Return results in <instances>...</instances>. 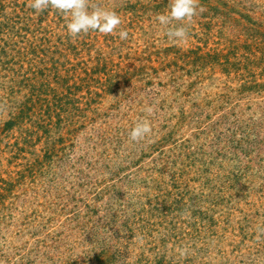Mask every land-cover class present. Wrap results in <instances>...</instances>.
Listing matches in <instances>:
<instances>
[{
    "label": "rangeland",
    "instance_id": "1",
    "mask_svg": "<svg viewBox=\"0 0 264 264\" xmlns=\"http://www.w3.org/2000/svg\"><path fill=\"white\" fill-rule=\"evenodd\" d=\"M91 3L117 12L122 23L116 32L74 39L63 13H37L28 0H0V19L27 28L23 42L10 45L16 67L27 69L34 60L40 65L43 58L59 62L62 72H76L72 84L92 76L95 91L82 87L77 95L88 105L71 110L60 125L54 118L48 135L25 139V126L3 129L21 91L0 80V260L264 264V240L256 239L264 225V89L239 95L242 80L235 72L187 62L191 49L264 47V0H200L205 10L185 22L189 37L182 43L170 40L156 20L170 0ZM120 30H127L126 40ZM30 44L45 47L47 57L30 52ZM144 118L152 133L130 141L131 128ZM168 189L174 192L169 201ZM145 218L156 223L148 231ZM104 248L105 263L98 260Z\"/></svg>",
    "mask_w": 264,
    "mask_h": 264
},
{
    "label": "trees",
    "instance_id": "2",
    "mask_svg": "<svg viewBox=\"0 0 264 264\" xmlns=\"http://www.w3.org/2000/svg\"><path fill=\"white\" fill-rule=\"evenodd\" d=\"M15 25L17 24L10 25L8 20L0 19V41L2 42V44L0 45V70H5L9 73L7 76H2V71H0V80L2 83L7 82L8 84L6 86L12 89V92H14L13 90L16 86L18 89H20L21 92L24 89L25 90L23 91V93H18L17 91H15L16 95L19 96L16 102H14L15 100H12L11 98V100L13 101H11L13 108L12 110H10L9 118L3 124V129L10 130L15 126H25V139H28V135L39 133L40 131H43V133L48 135L51 130L50 127L55 123L54 118L57 121L55 124L60 125V122L63 119L68 121L67 118H69V116L71 115V110L74 109L75 112L81 111V104L86 103L88 105V99L85 102H82V100L80 99V95L77 94L82 87H86L88 89V93L91 95L95 92L94 90H92V84L89 82V80L92 79V76L89 75L87 77H81L79 79L81 81V84L77 83L76 81L72 84V82H70V79L76 76V72L72 73L69 71L70 69L62 72L61 68H59V62H53L52 64H50V62L48 64L46 59L43 57V62H39L40 65L37 64L36 60H34L32 61L30 67L27 69L23 70L21 67H16L15 64L18 62H14L13 60H11V58L13 57V59L16 58L14 54H11L12 49L10 45L12 42H14V40L23 42L22 40L26 37L22 32H27V28L20 26L15 28ZM39 29L40 26L36 28V31L38 32ZM33 47L34 48L30 52L36 54L37 52L42 53L43 56L45 55L47 57V51L44 49L45 47L42 48V46L39 47V45H35ZM238 48L239 47L234 50L233 47V49L228 53H223L220 50L211 53L201 52V48L191 49L190 53H192L193 56L188 55L187 62L190 63L193 67L218 65L221 67L222 71L227 72V74L235 72L237 76H239L240 80H242V83L240 84V87L238 89L239 95L245 92L247 93L250 91L263 90L264 52L261 56H258L257 52L261 51V49H263L264 47H260L258 43H254L250 47L252 50H250V48L248 50L244 48L241 53ZM26 53H28V51H26ZM184 56L186 55L184 54ZM12 62L15 66H13ZM258 69H261L259 73ZM180 109L181 119H187L188 114H186V110L183 109L182 105ZM200 110L205 111L204 108H201ZM195 111H199V109H196ZM29 124H31L33 128L29 129ZM171 133L172 130L170 131V134ZM167 138H169V136L166 137L165 135L164 139ZM159 142L163 143V141L160 140ZM153 146L154 145H149L148 147H150V149H158L159 147V145L156 148H154ZM183 147L187 148V150L190 149V145H184ZM47 150L49 154L54 155V152L56 151L55 143H50L49 145L47 144ZM176 179H178L177 176L175 177V181ZM165 194L168 196L169 201L170 196H172L174 192L168 189ZM1 196H4L3 193H0V197ZM177 202L178 199L177 197H175L171 200L169 205L173 206ZM150 205L151 207H155V205ZM163 206L165 205H161L162 210ZM110 219L111 218H109V220ZM144 223H146V231L151 228V226L148 227L149 225L156 224L151 223L150 219L147 218L144 219ZM128 226L129 231H131L132 229L130 224H128ZM107 251L108 249L104 248L102 253L98 254L97 252V254L99 255L98 260L100 259L99 262H108Z\"/></svg>",
    "mask_w": 264,
    "mask_h": 264
},
{
    "label": "clouds",
    "instance_id": "3",
    "mask_svg": "<svg viewBox=\"0 0 264 264\" xmlns=\"http://www.w3.org/2000/svg\"><path fill=\"white\" fill-rule=\"evenodd\" d=\"M28 7L39 13L46 9H54L70 17L66 25L67 33L72 38L81 34L87 35L90 31H98L102 34H113L120 27L122 21L114 10L102 8L92 4L91 0H28ZM205 9L200 6V0H170L167 13L158 14L156 20L160 25L166 27L167 37L174 42H186L189 37L188 27L194 17ZM178 22V23H177ZM127 30L119 31V38H128ZM144 111L151 115L154 109L148 106ZM152 133V126L147 118L135 123L129 132V139L132 142H140ZM257 241L264 240V225L256 229ZM180 255H188L187 248L180 250ZM0 264H4L0 260Z\"/></svg>",
    "mask_w": 264,
    "mask_h": 264
}]
</instances>
